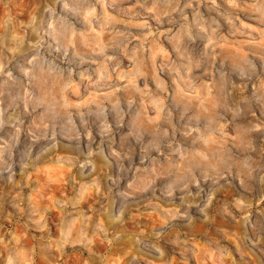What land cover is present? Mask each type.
I'll list each match as a JSON object with an SVG mask.
<instances>
[{
  "label": "clouds",
  "instance_id": "9594fccd",
  "mask_svg": "<svg viewBox=\"0 0 264 264\" xmlns=\"http://www.w3.org/2000/svg\"><path fill=\"white\" fill-rule=\"evenodd\" d=\"M0 264H264V0H0Z\"/></svg>",
  "mask_w": 264,
  "mask_h": 264
}]
</instances>
